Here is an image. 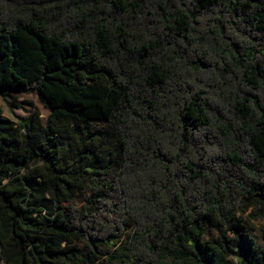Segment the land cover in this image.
I'll list each match as a JSON object with an SVG mask.
<instances>
[{
	"label": "trees",
	"instance_id": "trees-1",
	"mask_svg": "<svg viewBox=\"0 0 264 264\" xmlns=\"http://www.w3.org/2000/svg\"><path fill=\"white\" fill-rule=\"evenodd\" d=\"M7 92L0 264H264V0H0Z\"/></svg>",
	"mask_w": 264,
	"mask_h": 264
},
{
	"label": "rangeland",
	"instance_id": "rangeland-1",
	"mask_svg": "<svg viewBox=\"0 0 264 264\" xmlns=\"http://www.w3.org/2000/svg\"><path fill=\"white\" fill-rule=\"evenodd\" d=\"M0 112L3 117L11 119L15 122L30 118L34 114H39L40 118L46 122L49 110L40 101L39 97L35 93H0ZM83 198H78V204H82ZM255 225L254 230H251V234L256 239L257 245L260 248H264V220H258L253 222ZM215 234V231L209 230L208 235Z\"/></svg>",
	"mask_w": 264,
	"mask_h": 264
}]
</instances>
